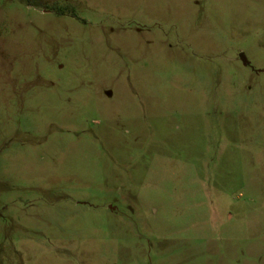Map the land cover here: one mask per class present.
I'll list each match as a JSON object with an SVG mask.
<instances>
[{"label":"rangeland","instance_id":"1","mask_svg":"<svg viewBox=\"0 0 264 264\" xmlns=\"http://www.w3.org/2000/svg\"><path fill=\"white\" fill-rule=\"evenodd\" d=\"M0 264H264V0H0Z\"/></svg>","mask_w":264,"mask_h":264}]
</instances>
